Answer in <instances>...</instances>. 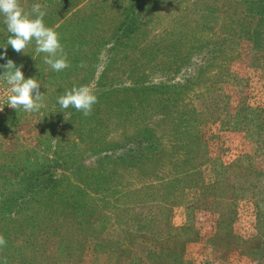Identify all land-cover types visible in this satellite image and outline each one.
<instances>
[{
    "label": "rangeland",
    "instance_id": "obj_1",
    "mask_svg": "<svg viewBox=\"0 0 264 264\" xmlns=\"http://www.w3.org/2000/svg\"><path fill=\"white\" fill-rule=\"evenodd\" d=\"M34 2L69 67L53 71L34 43L9 47L48 94L18 113L0 80V205L20 171L47 166L78 186L100 176L77 203L103 210L83 225L60 217L47 228L60 236L39 233L36 251L29 219L0 218V264H264V0H20ZM133 14L140 30L117 42ZM8 35L0 23V44ZM80 85L98 97L89 116L56 103ZM142 132L158 146L132 143ZM134 149L148 158L134 164Z\"/></svg>",
    "mask_w": 264,
    "mask_h": 264
},
{
    "label": "clouds",
    "instance_id": "obj_2",
    "mask_svg": "<svg viewBox=\"0 0 264 264\" xmlns=\"http://www.w3.org/2000/svg\"><path fill=\"white\" fill-rule=\"evenodd\" d=\"M46 10L39 2H34L30 10H25L20 0H0V23L4 25L8 38L5 45L0 44V64L3 74L0 80L6 86L7 106L25 113L39 112L43 105L40 92L41 84L35 77H25L23 65L7 58L9 47L17 53H25V49L34 43V53L42 54V61L53 71L59 73L69 67L68 57L61 43L59 33L45 23ZM27 55V54H26ZM35 60V56L31 55ZM56 103L63 110L69 108L91 115L94 105L98 103L97 95L88 85L73 86L57 97ZM66 118V112H61ZM5 241L0 237V246Z\"/></svg>",
    "mask_w": 264,
    "mask_h": 264
},
{
    "label": "trees",
    "instance_id": "obj_3",
    "mask_svg": "<svg viewBox=\"0 0 264 264\" xmlns=\"http://www.w3.org/2000/svg\"><path fill=\"white\" fill-rule=\"evenodd\" d=\"M43 2L45 4H48L49 2L52 6L58 7L71 3L70 0H43ZM139 18L140 21L142 16ZM139 21L138 15L133 14L129 23L124 25V28L121 29L120 34L116 38L117 42L126 43V41L132 40L136 32L140 30ZM151 139H156L153 133L142 132V134H139L132 143H138L140 148L146 144L144 147L145 149L148 146V149H151L152 146H158L159 143H157L156 140L152 142V145H149L151 144L149 143V140L151 141ZM145 149H140V151L134 149L133 152L129 151L131 153L129 157L134 160V164H136L141 158H148ZM101 154H97V156L99 157ZM136 165H138V163ZM11 172L7 171V174L3 175V177L12 174ZM20 175L23 176V179L17 192H8L9 194L7 198H11L12 203L5 204L3 202L2 205H0V210L3 213H1L2 215L0 214V218L7 222L16 220V218L21 219L24 215L26 217L25 219H29L28 226L31 227L32 235H30V238H25L24 246L27 248L32 247L35 249V246H37L36 249L39 250L37 244V241L41 239L38 237L39 233L45 232L49 235L55 234L56 237L60 236V231L47 229L49 224L58 223L60 217L79 223L82 216L86 215V210L91 213L92 216L96 213H101L103 210L99 209L100 207H97L95 203L89 204L87 201L82 205L77 203L80 199L81 191L87 190L88 181L93 180V182H95V180H99L100 176L98 175L85 174L83 179H87L88 181L83 183L78 181L80 182V186L75 185L71 181L72 178L70 179L67 176L58 177L56 171H51L47 166L43 167V171H20ZM0 179H2L1 176ZM65 183L67 184V187H65ZM95 185L96 183L92 184V186ZM101 201L104 202V200ZM78 205H80V210L76 209ZM30 206H32V208H30ZM33 207L39 209L38 213L41 214V217L44 216L43 219H41V217L33 216L32 213L28 216L27 213L31 212L30 210L34 209ZM55 216L57 217L55 218ZM67 222L64 224H67ZM83 224L84 222L79 223V225ZM20 228H24V225H21ZM131 263L132 261L129 262V264Z\"/></svg>",
    "mask_w": 264,
    "mask_h": 264
}]
</instances>
